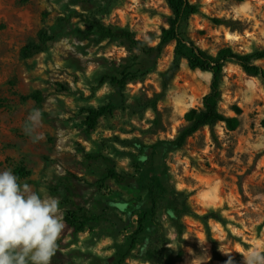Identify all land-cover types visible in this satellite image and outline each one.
Returning a JSON list of instances; mask_svg holds the SVG:
<instances>
[{"label":"rangeland","instance_id":"374dc122","mask_svg":"<svg viewBox=\"0 0 264 264\" xmlns=\"http://www.w3.org/2000/svg\"><path fill=\"white\" fill-rule=\"evenodd\" d=\"M190 1L199 12L179 29L186 41L212 55L264 49V0ZM171 17L166 0H0V171L24 168L21 183L59 197L67 227L52 264H225L222 251L240 264L243 250L264 248V82L228 62L219 109L239 127H203L173 146L211 74L176 58L175 41L145 54L115 36L157 47ZM41 29L46 51L21 59ZM124 73L134 77L123 88L111 82ZM37 91L42 102L22 100ZM159 95L156 114L145 102ZM32 108L44 114L37 144L22 131ZM89 108L105 110L92 131ZM70 212L89 219L84 232L66 223ZM211 213L220 220L204 224Z\"/></svg>","mask_w":264,"mask_h":264},{"label":"trees","instance_id":"16d2710c","mask_svg":"<svg viewBox=\"0 0 264 264\" xmlns=\"http://www.w3.org/2000/svg\"><path fill=\"white\" fill-rule=\"evenodd\" d=\"M29 0H20L25 4ZM168 7L172 11V17L169 21V28L165 30V36L157 47H150L146 43L139 41L135 36L129 32H123L121 34H115L116 37L126 40L130 46L139 48L145 54H153L158 51L162 45L167 44L169 41H175V55L176 58L186 61L188 67L191 70H200L211 74V84L209 91L202 98V110L195 114H187L186 121L187 126L184 127L178 134V136L171 141V144L177 148H182L186 139L203 127L213 128L218 123L225 124L227 130L235 131L239 127V120L237 117H230L224 115L220 109L219 104L221 101V85L223 77V69L228 62H236L241 69L247 74H254L261 78L264 82V69L258 65L259 61L264 60V49L254 51L252 53H238L232 47L221 48L216 55L209 54L197 46L193 41H186L180 34L179 29L183 23L199 12L197 5L190 0H166ZM90 26L102 29V24L97 21L86 20ZM52 40L49 33L41 29L38 33L37 41H30L27 43L20 52V58L23 60L30 59L38 54L46 51L48 42ZM128 73H124L122 79H110L111 82L117 83L120 87H124L129 78ZM134 77V76H131ZM107 77L101 78V83L106 82ZM163 95L148 100L145 105L149 106L154 113L157 114V103L161 100ZM31 99L35 102H42L44 97L37 91L28 96L22 97V100ZM87 116L85 118V124L89 131L95 129L98 119L105 114L103 108L94 109L89 108L86 110ZM30 173L24 168H19L17 177L23 178ZM110 176L116 178L115 173H110ZM157 201L152 199L151 206V218L152 221H156ZM145 216H142L138 220V229L136 234L143 232ZM214 218L220 220L218 215L211 213L202 217L203 223ZM175 225H179L178 218L175 217ZM66 223L73 229L74 233L84 232V228L89 219L84 216H80L75 212H70L66 218ZM221 222V221H220ZM206 237L211 240L209 233H206Z\"/></svg>","mask_w":264,"mask_h":264},{"label":"clouds","instance_id":"9594fccd","mask_svg":"<svg viewBox=\"0 0 264 264\" xmlns=\"http://www.w3.org/2000/svg\"><path fill=\"white\" fill-rule=\"evenodd\" d=\"M43 115L32 108L24 120L22 131L32 144L46 140ZM66 227L59 197L21 183L11 169L0 171V264H52ZM221 253L225 264H236L231 251ZM239 255L240 264H264V248Z\"/></svg>","mask_w":264,"mask_h":264}]
</instances>
